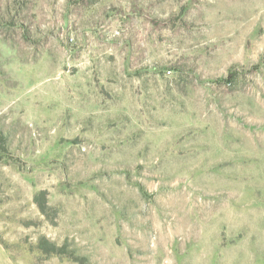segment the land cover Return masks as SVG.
Returning a JSON list of instances; mask_svg holds the SVG:
<instances>
[{
  "label": "rangeland",
  "instance_id": "374dc122",
  "mask_svg": "<svg viewBox=\"0 0 264 264\" xmlns=\"http://www.w3.org/2000/svg\"><path fill=\"white\" fill-rule=\"evenodd\" d=\"M0 264H264V0H0Z\"/></svg>",
  "mask_w": 264,
  "mask_h": 264
}]
</instances>
